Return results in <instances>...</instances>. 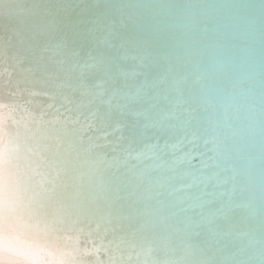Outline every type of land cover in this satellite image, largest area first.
<instances>
[{
	"label": "snow or ice",
	"instance_id": "6c2138e0",
	"mask_svg": "<svg viewBox=\"0 0 264 264\" xmlns=\"http://www.w3.org/2000/svg\"><path fill=\"white\" fill-rule=\"evenodd\" d=\"M252 8L0 0V172L100 238L95 264H264V75L259 202L240 105L218 100Z\"/></svg>",
	"mask_w": 264,
	"mask_h": 264
},
{
	"label": "bare ground",
	"instance_id": "6f19581e",
	"mask_svg": "<svg viewBox=\"0 0 264 264\" xmlns=\"http://www.w3.org/2000/svg\"><path fill=\"white\" fill-rule=\"evenodd\" d=\"M152 5L196 6L201 11L227 13L235 4L252 5L254 21L248 25L230 18L231 26L244 39L236 41L241 54H250L239 74L240 89L235 97L218 98L222 105L239 104L235 115L241 123L246 143L244 148L251 160L250 189L259 202L261 195V78L264 75V33L260 24L261 0H138ZM246 41V43H245ZM227 115V114H226ZM223 117L221 127L226 128ZM0 120L8 122L7 113ZM7 143V135L0 137V148ZM86 228L74 218L60 212L50 203L34 198L31 188L13 175L5 165L0 172V264H95L107 260L111 254L102 246L100 238L86 235ZM104 244L107 241H103Z\"/></svg>",
	"mask_w": 264,
	"mask_h": 264
}]
</instances>
